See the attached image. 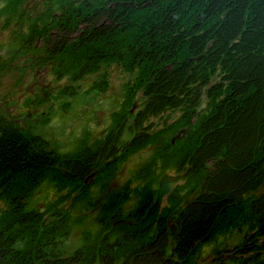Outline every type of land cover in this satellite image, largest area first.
Here are the masks:
<instances>
[{"label": "trees", "instance_id": "1", "mask_svg": "<svg viewBox=\"0 0 264 264\" xmlns=\"http://www.w3.org/2000/svg\"><path fill=\"white\" fill-rule=\"evenodd\" d=\"M10 1L19 7V0ZM61 3L59 19L68 22L69 38L64 35L39 49L33 69L62 65L69 54L78 63V79L101 61L126 57L129 68L139 69L136 87L142 107L130 124H117L96 149L86 145L69 158L48 150L40 136L21 126L15 112L0 111V199L8 203L11 216L0 229V264H185L216 233L238 231L242 224L252 232L233 256L218 264L237 259L259 264L264 252V0H93L83 8L81 3ZM72 13L84 14L83 28ZM77 29L75 43L71 31ZM119 40L126 41L123 49ZM28 42L22 40L21 50L34 49ZM216 74L219 79L211 80ZM204 88L211 99L221 96L219 102L197 119L196 127L190 122L180 129V137V130L173 135L182 141L193 129L194 143L175 164V172L191 171L185 178L196 175V183L183 198L179 195L174 207L175 191L169 185L178 178L163 177L162 196L171 202L163 221L161 212L155 215L149 189L142 207L127 219L117 218L116 227L112 224L116 232L124 230L116 241L109 244L103 238L93 246L96 263L90 257L86 262L82 249L66 255L53 236L18 247L23 231L36 229L27 224L35 219L21 199L37 186L38 175L61 172L66 182L86 181L117 159L121 145L130 151L149 144L150 124H145L150 118L174 110L186 119L199 114ZM124 133L131 134L125 142ZM28 179L30 189L10 195ZM165 209L159 205L160 211ZM128 238L142 240L127 249L123 240ZM249 254L251 259L245 257Z\"/></svg>", "mask_w": 264, "mask_h": 264}, {"label": "rangeland", "instance_id": "2", "mask_svg": "<svg viewBox=\"0 0 264 264\" xmlns=\"http://www.w3.org/2000/svg\"><path fill=\"white\" fill-rule=\"evenodd\" d=\"M62 1L66 7L76 2L74 4L81 3L83 8L93 0H19L18 8H14L10 0H0V111L8 114L15 112L13 115L20 120L21 126L40 136L48 150L55 151L62 158H69L86 145L88 150L96 149L123 120L130 124L135 113L141 109L143 99L136 87L139 69L129 68L126 57L124 60L111 57V61H101L78 79L74 78L79 74L78 63L69 54L62 65L55 62L56 65H48L39 72L33 69L38 65L39 49L64 35L69 38L68 22L59 19L63 11ZM82 13L86 11L82 10ZM82 13L71 14L77 18L79 28L84 27L80 19L84 15ZM71 32V40L77 43L78 29ZM25 38L33 50H21ZM125 42L119 40L118 48L123 49ZM218 79L219 74H216L211 80ZM205 90L197 108L199 114L186 119L180 110H174L150 118L145 124H150L147 129L149 144L147 142L130 151L123 150L128 145L119 146L121 150L117 159L107 161L101 173L93 174L86 181L66 182L60 176L61 172L38 175L37 186L32 185L25 198L21 199L35 219L27 224L34 223L36 229L24 230V238L18 247L33 242L38 245L39 236L43 241L53 236L66 255L82 249L88 256L86 262L89 257L94 262L93 246L95 248V244L103 238H108L109 244L116 241L124 230L117 227L121 230L116 232L112 224L119 217L129 218L139 205L142 207L149 189L154 193L156 216L160 215L158 212L163 215L170 209L171 202L161 192L165 186L161 184L163 177L178 178L176 183L169 185L175 191L172 206L176 205L179 195L183 198L194 187L196 175L185 178L192 173L185 168L175 172V164L194 143L192 132L190 134L193 129H188L187 137L182 141L173 135L190 122L192 128L196 127L197 119L209 114L219 102L221 96L212 98V101ZM122 137L125 142L131 134L124 133ZM171 137L174 138L172 144L169 142ZM30 187L28 179L21 190H11L10 195L27 191ZM171 189L168 188L169 191ZM116 194L118 196H114ZM160 204L166 209L160 211ZM114 207H118L116 211ZM9 212L8 203L0 199V229L8 218L11 219ZM163 220L164 215L160 222ZM23 227L21 225L19 229ZM240 227L238 231L234 228L216 233L211 241L198 249L191 263L185 264H218L221 258L233 256L252 232L245 224ZM66 229L68 232L62 234ZM141 240L130 242L128 238L123 240V244L131 249ZM245 257L251 259L252 254ZM260 260H264V252L258 260L259 264H264ZM223 264H243V260H227ZM248 264L256 263L251 260Z\"/></svg>", "mask_w": 264, "mask_h": 264}, {"label": "water", "instance_id": "3", "mask_svg": "<svg viewBox=\"0 0 264 264\" xmlns=\"http://www.w3.org/2000/svg\"><path fill=\"white\" fill-rule=\"evenodd\" d=\"M177 137H179V134L177 135ZM171 141H174V138H172V140H171ZM92 176H93V174H92L90 177H92ZM90 177H89V178H90Z\"/></svg>", "mask_w": 264, "mask_h": 264}, {"label": "bare ground", "instance_id": "4", "mask_svg": "<svg viewBox=\"0 0 264 264\" xmlns=\"http://www.w3.org/2000/svg\"><path fill=\"white\" fill-rule=\"evenodd\" d=\"M116 223H114V225H115Z\"/></svg>", "mask_w": 264, "mask_h": 264}]
</instances>
